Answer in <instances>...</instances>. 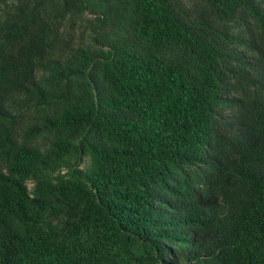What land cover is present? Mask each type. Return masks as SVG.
Wrapping results in <instances>:
<instances>
[{"label": "trees", "instance_id": "16d2710c", "mask_svg": "<svg viewBox=\"0 0 264 264\" xmlns=\"http://www.w3.org/2000/svg\"><path fill=\"white\" fill-rule=\"evenodd\" d=\"M0 264H264V0H0Z\"/></svg>", "mask_w": 264, "mask_h": 264}]
</instances>
